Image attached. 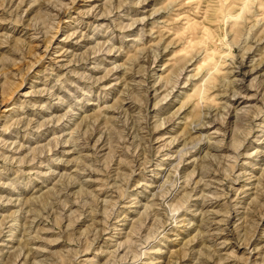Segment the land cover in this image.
I'll return each instance as SVG.
<instances>
[{
	"label": "rangeland",
	"instance_id": "374dc122",
	"mask_svg": "<svg viewBox=\"0 0 264 264\" xmlns=\"http://www.w3.org/2000/svg\"><path fill=\"white\" fill-rule=\"evenodd\" d=\"M0 264H264V0H0Z\"/></svg>",
	"mask_w": 264,
	"mask_h": 264
},
{
	"label": "bare ground",
	"instance_id": "6f19581e",
	"mask_svg": "<svg viewBox=\"0 0 264 264\" xmlns=\"http://www.w3.org/2000/svg\"><path fill=\"white\" fill-rule=\"evenodd\" d=\"M138 84V83H137ZM234 97V96H233ZM4 103H5V101H4ZM210 158V157H209ZM202 166V165H201ZM247 209H248V207H247ZM246 216V215H245Z\"/></svg>",
	"mask_w": 264,
	"mask_h": 264
}]
</instances>
